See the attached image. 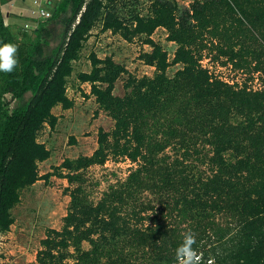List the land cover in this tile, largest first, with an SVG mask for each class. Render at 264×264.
Masks as SVG:
<instances>
[{
  "label": "trees",
  "instance_id": "obj_1",
  "mask_svg": "<svg viewBox=\"0 0 264 264\" xmlns=\"http://www.w3.org/2000/svg\"><path fill=\"white\" fill-rule=\"evenodd\" d=\"M102 8L103 0H60L33 28L0 124L1 232L12 224L20 190L39 179L37 164L50 156L37 132L44 123L54 127V106H73L66 78ZM157 28L176 45L171 58L151 37ZM102 30L142 39L151 50L139 59L154 71L136 76L90 54V72L77 75L113 127L98 129L91 155L66 158L46 174L66 179L70 201L62 229L45 230L36 264H65L70 248L77 264H177L188 232L194 264H264V87L226 82L202 65L208 59L257 74L264 85V0H194L182 10L159 0L129 25L107 13ZM171 65L179 68L168 76ZM125 73L124 93L115 96ZM108 159L134 168L89 201L84 171ZM146 192L152 200L141 198ZM82 242L90 249L81 250ZM128 247L148 262L135 261Z\"/></svg>",
  "mask_w": 264,
  "mask_h": 264
},
{
  "label": "rangeland",
  "instance_id": "obj_2",
  "mask_svg": "<svg viewBox=\"0 0 264 264\" xmlns=\"http://www.w3.org/2000/svg\"><path fill=\"white\" fill-rule=\"evenodd\" d=\"M159 0H103L100 18L91 28L90 33L82 42L78 56L71 62L72 71L66 78V94L73 101L69 109H61L58 105L51 110L57 117L53 128L44 123L36 134V140L44 143L50 150V156L37 164L39 179L32 185L19 192V200L10 210L12 224L7 231H0V264H36V252L39 242L44 237L45 230L62 229V218L67 212L70 201L68 183L66 179L53 174V168L59 166L66 159H75L81 155H91L96 149L97 131L99 128L109 131L113 127L112 120L98 109L94 97L90 94V85L77 79L81 72H90V54L102 59L110 57L115 63L124 66L125 70L136 76L152 75L153 68L145 65L139 55L149 52L151 48L142 44L140 38H133L127 42L119 33L102 30L105 15L109 19L121 20L129 25L137 15L146 17L151 14V5ZM178 9H187L194 0H166ZM55 2V1H54ZM43 19L32 20L31 26L15 25L5 21L3 12H0V43L11 42L16 47L17 63L11 72L0 70V124L3 120L2 112H8L13 106V93L17 91L18 72L25 53L34 40L33 28ZM152 39L161 45L172 57L176 45L166 40L163 28H157L151 35ZM202 65L221 80L238 85L245 84L251 88H261L263 77L249 75L232 69L230 66H221L220 63L203 59ZM179 68L178 65L169 66L166 70L172 76ZM11 75V76H9ZM127 74H122L114 83L112 93L122 96L123 83ZM82 86V87H81ZM89 91V93L85 92ZM134 164L124 159H108L103 165H94L84 171V191L89 201L96 202L110 186L123 182ZM143 200H152L153 196L146 192ZM123 241V242H121ZM124 239H120L118 246H124ZM81 250H89L90 245L82 242ZM70 256L65 264H77L73 248L69 249ZM135 261L147 260L142 253L136 252L133 247L125 249Z\"/></svg>",
  "mask_w": 264,
  "mask_h": 264
},
{
  "label": "crops",
  "instance_id": "obj_3",
  "mask_svg": "<svg viewBox=\"0 0 264 264\" xmlns=\"http://www.w3.org/2000/svg\"><path fill=\"white\" fill-rule=\"evenodd\" d=\"M59 1L60 0H52V3L48 4L44 0L41 2L40 5L42 8L52 11L55 3H58ZM35 8H36V5L34 4V0H0V12H3L5 21L11 24H15V25L19 24V25H23L24 27L25 25L31 26L32 20H34V18H32L31 16V11ZM87 93H89V91ZM67 97L69 98L68 95ZM54 107H57V106H54ZM51 113L53 114L52 110H51ZM53 116L56 117L55 114H53ZM56 122H57V117H56ZM46 149L48 148L46 147Z\"/></svg>",
  "mask_w": 264,
  "mask_h": 264
},
{
  "label": "clouds",
  "instance_id": "obj_4",
  "mask_svg": "<svg viewBox=\"0 0 264 264\" xmlns=\"http://www.w3.org/2000/svg\"><path fill=\"white\" fill-rule=\"evenodd\" d=\"M16 45L11 42L0 43V70L5 72H11L14 65L17 63V58L14 55L16 52ZM194 242V237L191 232H188L183 237V243H181L176 250L180 264H194L196 257L191 245Z\"/></svg>",
  "mask_w": 264,
  "mask_h": 264
},
{
  "label": "built area",
  "instance_id": "obj_5",
  "mask_svg": "<svg viewBox=\"0 0 264 264\" xmlns=\"http://www.w3.org/2000/svg\"><path fill=\"white\" fill-rule=\"evenodd\" d=\"M42 1H44V0H34V4L36 5V8L31 11L32 18H34V19H45V18L50 16V11L41 7L40 4ZM45 2L50 4V3H52V0H45ZM25 27H27V25H25ZM196 257H198V259L195 261H198L199 256L196 255ZM177 264H180V259H179V263H177Z\"/></svg>",
  "mask_w": 264,
  "mask_h": 264
}]
</instances>
